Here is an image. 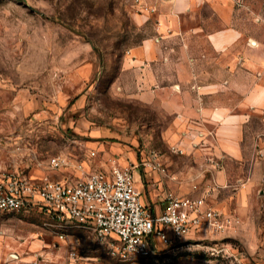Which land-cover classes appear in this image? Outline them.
Returning a JSON list of instances; mask_svg holds the SVG:
<instances>
[{
  "label": "rangeland",
  "instance_id": "1",
  "mask_svg": "<svg viewBox=\"0 0 264 264\" xmlns=\"http://www.w3.org/2000/svg\"><path fill=\"white\" fill-rule=\"evenodd\" d=\"M147 2L0 0V176L76 180L78 164L97 169L91 164L99 157L97 142L158 155L170 150L163 134L171 116L130 96L127 73L110 88L122 56L152 32L133 19ZM53 156L68 166L51 168ZM223 212L234 216L229 230L190 234L150 257L125 261L88 230L56 227L38 209L0 211V233L11 241L33 239L38 246L31 251L57 264L66 257L97 264H264V199Z\"/></svg>",
  "mask_w": 264,
  "mask_h": 264
},
{
  "label": "crops",
  "instance_id": "2",
  "mask_svg": "<svg viewBox=\"0 0 264 264\" xmlns=\"http://www.w3.org/2000/svg\"><path fill=\"white\" fill-rule=\"evenodd\" d=\"M133 19L152 32L122 56L110 88L127 73L130 96L171 116L163 134L171 151L97 142L91 164L134 165L141 200L154 213L167 191L203 196L222 211L264 199V0H148ZM154 159L166 174L143 166ZM36 246L0 233V264H57L32 252ZM66 258L60 264H97Z\"/></svg>",
  "mask_w": 264,
  "mask_h": 264
},
{
  "label": "built area",
  "instance_id": "3",
  "mask_svg": "<svg viewBox=\"0 0 264 264\" xmlns=\"http://www.w3.org/2000/svg\"><path fill=\"white\" fill-rule=\"evenodd\" d=\"M49 163L53 169L68 166L60 156L51 157ZM143 165L167 173L159 160ZM76 168L81 176L63 182L2 174L0 211L38 209L56 227L88 230L107 244L111 256L122 261L150 257L160 246H170L190 234L221 233L233 225L234 216L209 206L203 196L184 197L172 191L165 193L163 210L152 212L141 200L132 164L120 165L111 159L107 170L86 172L81 164Z\"/></svg>",
  "mask_w": 264,
  "mask_h": 264
}]
</instances>
